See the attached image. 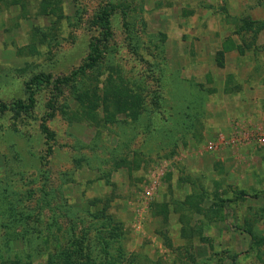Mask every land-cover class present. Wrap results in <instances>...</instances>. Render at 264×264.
<instances>
[{
    "label": "rangeland",
    "instance_id": "rangeland-1",
    "mask_svg": "<svg viewBox=\"0 0 264 264\" xmlns=\"http://www.w3.org/2000/svg\"><path fill=\"white\" fill-rule=\"evenodd\" d=\"M37 75L0 113V264H264V0H0V101Z\"/></svg>",
    "mask_w": 264,
    "mask_h": 264
},
{
    "label": "trees",
    "instance_id": "trees-1",
    "mask_svg": "<svg viewBox=\"0 0 264 264\" xmlns=\"http://www.w3.org/2000/svg\"><path fill=\"white\" fill-rule=\"evenodd\" d=\"M110 17H111V11H107V10L102 12L101 15L99 16V23L101 24V33L92 43L90 63L86 65L85 69L86 68L93 69L100 63L102 59V48L105 45H107L108 42L112 39L113 32H112L111 25H110ZM70 80L71 78H67L65 81L67 82ZM50 81H51L50 78H46L44 75L34 76L28 83V102L26 103L22 100H17L10 104H5L0 101V113L4 111H8V110H13L17 112H28L32 110L36 103L35 92H34V88L32 87L33 86L35 87L36 85H41L43 83H50ZM60 83H64V82H60ZM92 97L96 101L101 99L99 98L100 95L98 94L97 90L92 93ZM78 99H79L78 101L81 103L82 106H85V103H87V107L90 110H93V112H91V114H88V115H95L94 112L96 111V109H98L99 106L95 104L96 101H94L93 103L91 102V96L89 93H86V94L84 93L80 95ZM102 101H103V104L105 105L104 107L106 108V111L109 113L108 114L109 118L107 119V121L115 120L117 113L121 109L120 101L114 102V104L112 105L114 109L116 110L113 113L109 112V108L111 106L109 98H104ZM222 207H225V206H222ZM156 209L158 211V214L163 215L165 219L167 220L168 214H169L167 206L165 204H159L156 207ZM17 263H20V261H18Z\"/></svg>",
    "mask_w": 264,
    "mask_h": 264
},
{
    "label": "built area",
    "instance_id": "built-area-1",
    "mask_svg": "<svg viewBox=\"0 0 264 264\" xmlns=\"http://www.w3.org/2000/svg\"><path fill=\"white\" fill-rule=\"evenodd\" d=\"M254 140L255 143L264 146V130L259 135L255 136ZM234 143H237L235 138L231 139L230 141H226L224 136H221L218 141L209 142L207 145V149L208 151L212 152L218 150L220 147L226 144H234ZM158 188H159V178H154L151 184L148 187H146L144 191L143 198L147 203L152 202L154 200Z\"/></svg>",
    "mask_w": 264,
    "mask_h": 264
},
{
    "label": "crops",
    "instance_id": "crops-1",
    "mask_svg": "<svg viewBox=\"0 0 264 264\" xmlns=\"http://www.w3.org/2000/svg\"><path fill=\"white\" fill-rule=\"evenodd\" d=\"M231 127H232V126H230L229 128L231 129V134H232V133H233V132H232L233 130H232V128H231ZM230 129H229V130H230ZM222 136H223V135H222Z\"/></svg>",
    "mask_w": 264,
    "mask_h": 264
}]
</instances>
